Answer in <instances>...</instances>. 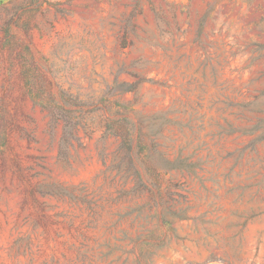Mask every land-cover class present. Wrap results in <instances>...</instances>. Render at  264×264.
I'll use <instances>...</instances> for the list:
<instances>
[{"label": "rangeland", "instance_id": "rangeland-1", "mask_svg": "<svg viewBox=\"0 0 264 264\" xmlns=\"http://www.w3.org/2000/svg\"><path fill=\"white\" fill-rule=\"evenodd\" d=\"M123 107L185 196L154 264H264V0H0V264H134L160 223L118 166Z\"/></svg>", "mask_w": 264, "mask_h": 264}, {"label": "trees", "instance_id": "trees-1", "mask_svg": "<svg viewBox=\"0 0 264 264\" xmlns=\"http://www.w3.org/2000/svg\"><path fill=\"white\" fill-rule=\"evenodd\" d=\"M41 87V90H43V85ZM54 105L58 107L60 113L53 114V123H56L59 118L65 121L63 134L59 142V158L66 159L69 148L74 146L73 141L81 145L77 132L83 116L77 113L79 105L70 97L65 98L64 105H59L58 102ZM73 107L76 109H73ZM114 114L115 117L108 120L107 128L120 140L118 149L123 156L122 163L120 162L118 166L124 164L127 174H132L139 185L150 193L148 208L151 213L148 218L151 223L154 220L160 223L153 228H145L135 239L139 254L134 260V264H154L151 258L153 254L151 248L157 241H164V236L159 232V227L162 224L167 225L170 230H175L173 227L174 218H184L185 215H182L184 210L177 211L174 205L179 202V198L183 199L185 196L173 190L174 183L170 182L167 186H163L165 182L163 178L164 167L161 164L162 162L172 164L173 161L165 158L164 154L158 150L157 141L150 138L142 130H139L137 136H135L133 125L126 116L125 107ZM140 167L146 170V174L149 176L147 181H145ZM167 169L169 168L167 167ZM157 207H162V210L158 212Z\"/></svg>", "mask_w": 264, "mask_h": 264}]
</instances>
